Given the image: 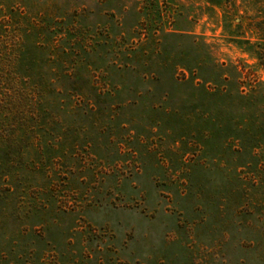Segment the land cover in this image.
<instances>
[{"label":"rangeland","instance_id":"obj_1","mask_svg":"<svg viewBox=\"0 0 264 264\" xmlns=\"http://www.w3.org/2000/svg\"><path fill=\"white\" fill-rule=\"evenodd\" d=\"M0 1L5 263L264 264L263 1Z\"/></svg>","mask_w":264,"mask_h":264},{"label":"trees","instance_id":"obj_2","mask_svg":"<svg viewBox=\"0 0 264 264\" xmlns=\"http://www.w3.org/2000/svg\"><path fill=\"white\" fill-rule=\"evenodd\" d=\"M207 1H233V0H207ZM243 1L242 3L246 5V1H263L264 0H239ZM14 1H0V12L5 10L9 14H13L16 11L14 7ZM217 6L222 3H215ZM264 4V3H263ZM248 6V4H247ZM264 8V5H261ZM262 8V7H261ZM264 12V11H263ZM264 14V13H263ZM1 22V21H0ZM255 39H246L238 40L239 44L243 46L244 52L249 53L257 62V65L261 68L264 73V15L258 20L255 24ZM11 38L8 35H5L1 32L0 27V73L4 69V63L12 62L11 55L13 54L14 47L9 51L6 47L8 45L7 39ZM2 44V45H1ZM35 49L37 54L43 56L44 48L39 44L33 41L31 49ZM18 61V60H17ZM17 70H21L18 69ZM2 83L0 76V84ZM240 109L243 111V123L241 124L243 128V133L246 134L250 129L255 133L256 137L252 138V141L262 146L264 145V82L260 80H254L249 84V93H244L243 97L240 99ZM252 111V113H251ZM251 113V114H249ZM241 123V122H240ZM240 125V124H239ZM240 126V127H241ZM3 163V162H2ZM8 163V161H7ZM12 166L7 165L6 163H0V196L4 198L5 201L11 196L14 195L15 191L11 189V186L6 184V176L8 175V170ZM6 173V174H4ZM1 222V221H0ZM4 222L0 223V264H30V262L24 260L16 262L5 263L4 256L6 251H4L5 242L1 235ZM21 232V231H20ZM9 250H12L11 248Z\"/></svg>","mask_w":264,"mask_h":264}]
</instances>
